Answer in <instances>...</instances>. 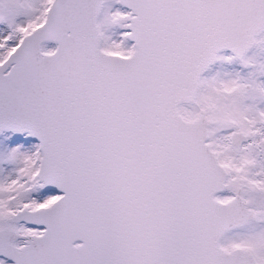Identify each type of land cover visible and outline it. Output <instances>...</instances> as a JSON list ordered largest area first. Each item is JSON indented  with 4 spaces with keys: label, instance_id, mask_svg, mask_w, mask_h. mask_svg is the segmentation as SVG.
<instances>
[{
    "label": "snow or ice",
    "instance_id": "6c2138e0",
    "mask_svg": "<svg viewBox=\"0 0 264 264\" xmlns=\"http://www.w3.org/2000/svg\"><path fill=\"white\" fill-rule=\"evenodd\" d=\"M0 264H264V0H0Z\"/></svg>",
    "mask_w": 264,
    "mask_h": 264
}]
</instances>
